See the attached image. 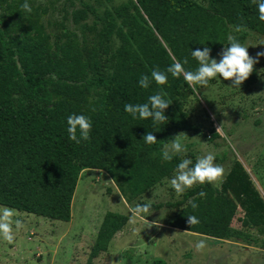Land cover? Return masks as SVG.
<instances>
[{
  "label": "trees",
  "instance_id": "trees-1",
  "mask_svg": "<svg viewBox=\"0 0 264 264\" xmlns=\"http://www.w3.org/2000/svg\"><path fill=\"white\" fill-rule=\"evenodd\" d=\"M76 1L79 7L69 16L79 36L66 33L64 41L50 45L37 12L21 8L25 0H0V206L61 222L70 220L80 172L102 171L130 203L169 178L181 162L178 156L162 159V141L171 130L184 129L181 105L195 91L183 76L170 73L167 84L153 81L144 89L141 76L185 59V69L195 71L199 62L191 51L208 47L211 59L228 46L229 32L237 26L264 36L253 0H206L205 6L193 0H127L114 7L101 0ZM89 18L90 25L81 24ZM254 81L252 72L242 86ZM160 91L172 101L164 111L166 124L134 119L124 111L126 104L147 103ZM72 114L92 121L89 140H70L67 118ZM149 131L156 144L142 140ZM210 133L211 139L218 137ZM201 191L205 197L198 195ZM174 206L182 207L169 226L178 230L219 241L236 239L239 234L230 225L240 210L243 225L264 233L263 199L238 160L217 189L198 185ZM190 215L199 224L190 226ZM126 222L125 215L106 212L88 260L106 252Z\"/></svg>",
  "mask_w": 264,
  "mask_h": 264
},
{
  "label": "rangeland",
  "instance_id": "rangeland-1",
  "mask_svg": "<svg viewBox=\"0 0 264 264\" xmlns=\"http://www.w3.org/2000/svg\"><path fill=\"white\" fill-rule=\"evenodd\" d=\"M126 1L101 0V3L114 7ZM193 1L203 6L206 3V0ZM28 3L37 12L50 45L64 41L66 33L79 36L69 16L79 7L76 0H28ZM0 13H3L1 9ZM82 23L90 25L91 19ZM229 35L248 47L252 58L264 52V36L234 29ZM225 47L216 50L211 59L219 62ZM253 73L255 81L248 87L232 88L231 81L216 77L206 88L201 87L193 96H188L181 105L184 129L171 130L167 141L177 134H186L188 139H182L187 152L177 156L195 163L198 156L210 152L215 156V163L225 169V174L232 161L238 160L264 202V56L259 57ZM211 131L218 137L211 139ZM175 175L176 171L127 203L102 171L80 172L72 195L70 220L61 222L16 211L15 218L20 219L24 227L14 228L11 243L0 236V264H153L154 261L164 264H264V233L243 225L240 210L235 212L230 225L239 234L236 239L219 241L170 227L169 221L182 207L174 204L188 190L203 185L196 184L178 195L169 183ZM145 199H151V205L158 206L146 217L148 224L139 218H130V206L143 204ZM106 212L123 214L127 222L111 239L106 252L88 260L89 249ZM201 239L206 241V247L198 252L195 243Z\"/></svg>",
  "mask_w": 264,
  "mask_h": 264
},
{
  "label": "clouds",
  "instance_id": "clouds-1",
  "mask_svg": "<svg viewBox=\"0 0 264 264\" xmlns=\"http://www.w3.org/2000/svg\"><path fill=\"white\" fill-rule=\"evenodd\" d=\"M257 6L259 19L264 21V0H253ZM21 8L28 13L32 12V7L28 0L21 5ZM236 32L243 31L240 26L236 27ZM228 46L220 53V60L210 59L211 49L204 47L203 50L196 49L191 51L192 57L199 62V67L195 71L186 70L184 65L188 63L187 59L183 62L175 60L166 71H161L158 68L153 69L151 76L143 75L139 79L140 87L147 89L154 81L157 85H165L168 83V74L179 78L183 76L184 80L193 87V91H198L195 87L206 88L211 79L216 77L223 78L225 81H231L232 88H239L246 81L254 70V65L258 62L259 57L264 56V52L257 53L256 58L249 55L248 47L242 45L239 40L232 36H228ZM166 93L160 91L148 98L147 103L143 104H126L124 111L130 114L134 119L139 116L142 120L151 118L153 124H166L167 117L164 111L170 106L172 101L165 99ZM67 131L70 140L79 144L81 140L87 141L90 138L92 129V121L86 115L72 114L67 118ZM220 128V127H219ZM218 128V129H219ZM217 129V131H218ZM79 132V137L77 133ZM182 137L187 138L186 134L180 133L173 137L170 141L163 142L162 159L171 161L175 156L186 153L187 145ZM188 139V138H187ZM194 139V138H193ZM145 143L152 145L156 144V137L151 131L147 132L142 139ZM203 144V143H202ZM225 179V169L215 163V156L212 153H206L198 156L195 163L191 159L184 158L176 168V175L169 181L171 187L178 195H182L187 189L192 188L196 184H216L220 185ZM200 197H205L206 193L201 191L198 194ZM143 204H135L130 206L132 220L139 218L148 224L146 217L152 213V200L145 199ZM193 209L198 208L195 201H190ZM16 217V210L8 207H0V236L4 240L11 243L14 240V228L21 229L24 227L23 222ZM187 222L190 226L199 224V219L195 215L187 217ZM155 224L158 223L154 222ZM206 247L204 239L195 243L196 251H202Z\"/></svg>",
  "mask_w": 264,
  "mask_h": 264
}]
</instances>
